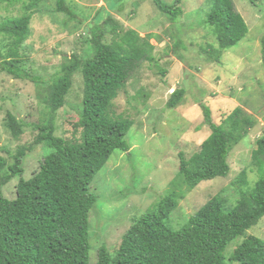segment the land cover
<instances>
[{
    "label": "trees",
    "instance_id": "16d2710c",
    "mask_svg": "<svg viewBox=\"0 0 264 264\" xmlns=\"http://www.w3.org/2000/svg\"><path fill=\"white\" fill-rule=\"evenodd\" d=\"M0 1L10 5L19 2ZM244 1L254 6L261 0ZM44 2L24 0L20 16L5 17L0 23V73L45 85L42 102L47 110L42 125H31L37 132L34 141L18 147L10 154V164L0 169V264H90L89 213L98 199L90 191V184L114 152L130 150L125 136L133 122L112 114L113 101L142 63L153 60L154 46L151 35L141 37L134 30L124 31L114 21L109 11L116 4L108 10L103 7L92 27L85 30L89 46L63 62L59 75L43 82L26 68L22 48L31 34V19ZM154 4L171 22L182 15L180 0L173 4L154 0ZM55 5L57 12L68 19L75 17L65 0H55ZM210 5L203 24L212 31L216 47L209 46V54H205L220 62L226 50L247 36L248 26L232 0H210ZM261 59L264 64V35ZM76 75L82 78L76 125L80 136L79 140H68L55 136L54 120ZM183 94L184 90L176 89L167 100V109H176ZM202 112L210 134L199 150L188 159L179 153V169L167 195L131 220L114 252L102 245L94 264H264V241L245 236L264 217V135L252 152L259 179L251 189L243 190L247 178L242 171L237 183L243 188L238 189L235 201L228 203L216 195L181 229L173 231L166 225L177 199L183 195L181 188L191 191L202 182L228 176L230 152L256 123L241 107L234 108L220 124L212 122L211 111L205 105ZM38 145L44 146L46 152L30 177L25 178L23 160ZM14 179V197L8 199L1 188ZM240 237L243 239L234 243L229 253L231 243Z\"/></svg>",
    "mask_w": 264,
    "mask_h": 264
},
{
    "label": "rangeland",
    "instance_id": "374dc122",
    "mask_svg": "<svg viewBox=\"0 0 264 264\" xmlns=\"http://www.w3.org/2000/svg\"><path fill=\"white\" fill-rule=\"evenodd\" d=\"M23 1L12 5L0 1V23L5 17L20 16ZM107 1L65 0V6L75 15L68 19L57 12L55 0H45L31 19V34L22 48L26 68L46 82L60 74L63 62L82 54L89 46L84 39L85 30L92 27L95 15L103 7L108 10L116 4L109 12L124 31L131 29L141 37L152 36L153 60L142 63L132 74L111 108L113 115L133 122L125 136L130 150L114 152L90 184V191L98 197L89 213L90 264L96 262L97 250L102 245L114 252L131 220L167 195L179 169V153L188 159L199 150L210 134L202 106L210 109L215 124H220L236 107H241L256 123L230 152V172L226 178L202 182L191 191L181 188L183 195L166 221L173 231L181 229L191 215L216 195L228 203L235 201L241 188L237 179L242 171L247 178L243 190L253 187L259 179V168L252 161V152L257 148L256 141L264 135V0L254 6L244 0H232L248 26V34L226 50L220 62L206 56L209 46L216 47L212 31L203 24L210 11V0H180L182 15L175 22L157 10L154 0ZM44 88L43 84L0 73V169L10 164V154L18 147L34 141L37 132L31 125L44 123ZM176 89L184 90L182 103L169 110L166 103ZM81 99L82 78L76 75L64 106L57 111L55 136L79 140L76 125ZM45 152L46 148L38 145L27 153L23 160L25 178L37 168ZM16 181L1 188L4 197H14ZM250 235L264 241V217L247 230L245 236ZM242 239L233 241L228 252Z\"/></svg>",
    "mask_w": 264,
    "mask_h": 264
}]
</instances>
